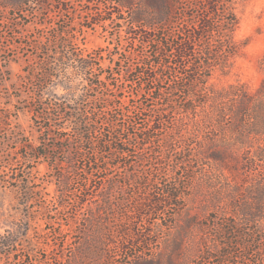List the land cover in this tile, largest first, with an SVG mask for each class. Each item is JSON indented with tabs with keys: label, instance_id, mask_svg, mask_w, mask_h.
<instances>
[{
	"label": "rangeland",
	"instance_id": "374dc122",
	"mask_svg": "<svg viewBox=\"0 0 264 264\" xmlns=\"http://www.w3.org/2000/svg\"><path fill=\"white\" fill-rule=\"evenodd\" d=\"M116 1L0 0V264H264V137L241 142L212 113L184 110L198 96L183 61L154 66L169 57L133 39L143 27ZM231 8L236 54L225 67L192 71L194 89L241 83L253 92L264 78V0H231ZM105 9L112 19L93 24ZM181 20L163 32H177ZM63 28L74 43L67 53L55 46ZM100 53L85 79L42 75L45 60L70 71L73 59ZM73 108L80 115L68 119ZM89 128L100 142L91 149L79 137ZM36 148L50 157L28 159ZM91 152L94 164L84 165ZM15 172L33 190L28 199L12 184ZM166 189L178 197L154 211ZM207 247L228 258L204 261Z\"/></svg>",
	"mask_w": 264,
	"mask_h": 264
},
{
	"label": "trees",
	"instance_id": "16d2710c",
	"mask_svg": "<svg viewBox=\"0 0 264 264\" xmlns=\"http://www.w3.org/2000/svg\"><path fill=\"white\" fill-rule=\"evenodd\" d=\"M181 1L117 0L116 5L121 8L132 9V24L140 23L143 27V30L137 36H133L134 40L139 39L148 44L156 43L158 45V50L155 52L156 55L165 51V55L169 57V62L158 58L152 59L154 66L171 69V64L178 65L183 61V75L190 81L188 89L193 90V92L197 91L196 95L198 96V99L191 97L189 100H186L182 106L184 110L193 111L199 106L202 111L209 114L212 113L216 116L215 121L217 123L228 122L235 130L236 136L241 142L243 139L245 141V138L249 136H253L254 138L264 137V78L253 92H249L245 85L241 83L230 84L227 87H221L216 90H212L211 88H193L194 76L192 71L197 68L211 69L212 67H225L229 62V58L236 54L237 45L233 39V34L237 26V17L231 8V0H194L195 2L189 6L179 7L178 5L181 4ZM35 3L43 5L45 0H35ZM188 7H192L195 11L188 13ZM176 9L180 10L178 18L176 17ZM63 10L68 11V8H63ZM107 12V9L100 11L96 14L99 17L92 23L99 24L106 20H111L112 16H106ZM110 15L112 14L110 13ZM180 19L182 20L179 23L180 27L177 32H163L167 26L178 23ZM130 34H132L131 31ZM57 40L55 46L59 47L60 45L62 53H67V48L74 44L72 38H69L68 32L64 28L57 34ZM166 50H169L170 55ZM60 56L56 58L58 61L60 60ZM100 58L101 53L97 56L86 54L84 58L73 59L74 64L71 65L72 69L70 71H68L69 66H65L64 62L63 64L61 62L60 65H52L50 61L45 60L43 62L44 66H42V75L44 78H65L69 81L68 83H71L74 78L85 79L90 75L91 70L98 65L95 60ZM51 81L53 80L51 79ZM78 84L82 87L85 85L81 84V82ZM179 88L180 86L175 89ZM57 108L61 110L62 106L58 105ZM167 109L159 111V115H163L165 111H168ZM73 111L75 114L68 115V119L80 115L77 108H73ZM44 118H47V116ZM158 121H161V119H158ZM155 124L156 119L152 121L151 126L144 133L142 140L149 141L152 138L150 129H157ZM92 131V128L86 129L85 134H80L79 136L83 143L89 145L88 149H91L90 146L100 143L92 139ZM102 143L107 144L109 142L108 140H102ZM50 148L52 150H63L61 146H50ZM258 149H264V142H259ZM33 150L34 153L28 159L50 157V153L47 150H40L38 148H36V151L35 149ZM117 150L120 153H126L123 148L119 149L118 147ZM208 153L211 157L222 158L224 151H217L212 148ZM93 154L94 152H91V157L86 155L84 165L91 166L94 164V160L92 159ZM0 179H2L1 174ZM13 179L12 184L23 192L26 198L33 193L30 185L17 178V173L14 174ZM162 194L163 198L152 202L154 211L161 209L157 205L171 207L172 200L178 197L171 189L164 190ZM226 227L234 231L236 228L235 220L232 219L227 222ZM225 237V231L219 232L215 236L216 243L219 246H224L226 244ZM215 252L216 254L213 255L207 247L202 250L200 257L204 261L213 260L214 257L228 258V253L220 249ZM216 264H220V261Z\"/></svg>",
	"mask_w": 264,
	"mask_h": 264
}]
</instances>
